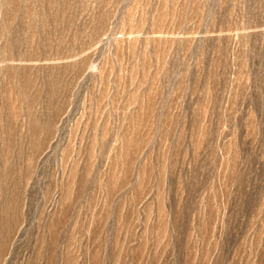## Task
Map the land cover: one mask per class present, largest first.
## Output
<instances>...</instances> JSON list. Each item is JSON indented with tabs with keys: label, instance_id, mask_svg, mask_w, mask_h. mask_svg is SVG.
I'll list each match as a JSON object with an SVG mask.
<instances>
[{
	"label": "rangeland",
	"instance_id": "obj_1",
	"mask_svg": "<svg viewBox=\"0 0 264 264\" xmlns=\"http://www.w3.org/2000/svg\"><path fill=\"white\" fill-rule=\"evenodd\" d=\"M0 264H264V0H0Z\"/></svg>",
	"mask_w": 264,
	"mask_h": 264
}]
</instances>
